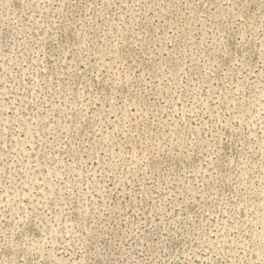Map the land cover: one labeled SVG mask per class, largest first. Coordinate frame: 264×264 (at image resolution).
Wrapping results in <instances>:
<instances>
[{"label": "rangeland", "instance_id": "rangeland-1", "mask_svg": "<svg viewBox=\"0 0 264 264\" xmlns=\"http://www.w3.org/2000/svg\"><path fill=\"white\" fill-rule=\"evenodd\" d=\"M0 264H264V0H0Z\"/></svg>", "mask_w": 264, "mask_h": 264}]
</instances>
